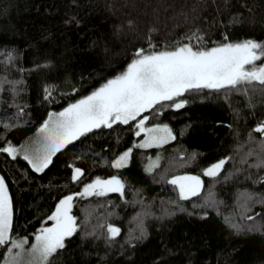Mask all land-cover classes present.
<instances>
[{
	"label": "trees",
	"instance_id": "1",
	"mask_svg": "<svg viewBox=\"0 0 264 264\" xmlns=\"http://www.w3.org/2000/svg\"><path fill=\"white\" fill-rule=\"evenodd\" d=\"M246 3L251 11L242 6V0H0V48L18 49L20 66L25 69L45 58L52 61L49 66L24 74L25 91L20 96L27 105L28 122L7 131L0 125V148L5 136L19 144L33 134L48 107L58 110L120 71L134 47L151 44L158 50L173 46L193 29L205 34L206 46H212L211 41H221L225 32L232 40L247 36L264 40V0ZM68 13L78 15L83 24L65 27L62 20ZM234 13L237 19H233ZM129 20L131 24L127 23ZM115 25L123 27L116 30ZM93 39L95 46L89 47ZM256 63H264V58H258ZM15 78L16 73L8 77ZM45 81L59 85L52 104L42 100ZM69 87L78 91L71 93ZM0 98V117L6 115L5 108L15 111L7 85L0 91ZM182 98L188 103L180 109L165 107L158 113L145 112L149 115L146 124L167 123L173 130L174 139L162 145H133L137 137L132 122H116L110 128L93 129L70 142L54 154L53 161L40 173L31 169L23 157L0 151V175L6 179L14 205L13 235L31 238L41 224L51 222V212L60 196L79 191L94 176L116 174L126 181L123 197L110 192L74 198L71 212L81 227L66 238L65 249L52 258V264H155L157 256L164 264H264V234L247 228L234 232L225 221L229 213L241 220L238 213L243 209L238 207L237 196L241 190L264 195V181L254 183L255 177L246 180L243 174L224 181L229 170L241 166L240 156L249 147L259 150L255 142L238 151L233 146L246 141L249 129L264 120V96L257 85L248 94L235 89L219 93L199 89ZM259 135L253 129L257 141ZM142 137L143 134L138 139ZM130 146L133 153L129 163L119 170L111 167L114 154ZM192 153H196L195 157ZM230 153H235V160L225 162L219 180L203 174L208 163ZM150 157L155 164L154 174L144 170ZM72 165L84 169L79 184L70 180ZM165 170L167 175H200L203 194L169 206V211L175 208L174 213L161 216L164 206L178 199L174 186L161 178L160 173ZM259 171L251 169L253 173ZM136 189H141L139 195L148 204L136 199ZM214 195L222 203L218 208L207 209L211 218L190 215L201 210L206 197L211 199ZM259 198L258 195L257 201ZM262 209L264 205L259 202L250 204L244 222L264 220L260 216ZM253 211L256 216L247 221ZM138 218L144 219L147 237L137 245L125 244L122 248L125 238L135 233ZM102 220L105 226L114 223L121 229L112 244H106L102 237L82 235L100 226ZM165 245L170 249L168 255H163Z\"/></svg>",
	"mask_w": 264,
	"mask_h": 264
},
{
	"label": "snow or ice",
	"instance_id": "2",
	"mask_svg": "<svg viewBox=\"0 0 264 264\" xmlns=\"http://www.w3.org/2000/svg\"><path fill=\"white\" fill-rule=\"evenodd\" d=\"M227 3V0H225ZM242 6L249 11L246 0H242ZM237 19V14H233ZM131 24L132 21H128ZM65 27L82 25L83 20L76 14L68 13L62 20ZM120 30L122 25H115ZM151 31V30H150ZM204 33L193 29L188 35L181 36L173 46L161 47L155 50L154 45L149 44L146 48L134 47L131 58L120 71L103 79L98 86L92 88L84 95L69 100L62 107L56 110L55 107H48L46 115L35 126V132L25 137L19 144L13 143L5 136L3 140V151L11 157H23L27 164L36 173L43 172L53 161V156L58 151L76 141L83 134L90 133L93 129L111 127L116 122L129 124L132 122V131L137 137L132 141L133 145L138 144L142 148L149 145H162L169 139H174L173 130L167 123L146 124L149 115L146 110L161 112L165 107L180 109L188 101L182 96L188 92L199 89H208L217 93L226 89H235L245 94L250 89L257 87L264 96V63H256L258 58H264V40H258L251 36L242 39L232 40L227 32L223 33L219 42L211 41L212 46H206ZM188 42H184V40ZM96 41L93 39L89 47H94ZM20 52L12 47L0 48V91L8 86L10 92V103L15 111L5 108L6 113L0 117V125L7 131L28 122L25 112L27 105L20 94L25 91L23 76L26 72L40 70L43 66L52 64L51 60L42 59L40 64L33 63L27 69L20 66ZM17 74V78L9 80L8 77ZM59 85L55 82L45 81L42 85V100L52 104L54 93ZM76 87H69V92L76 93ZM61 98L62 94H61ZM225 99H228L225 96ZM2 100V98H0ZM251 103V99L249 100ZM15 121V123H13ZM231 127V125H229ZM253 129L258 132L259 139L253 136ZM249 129L248 139L234 144V150L238 151L245 144L255 142L259 150L254 151L249 147L240 156V167H233L228 175L224 176L225 183L230 178H236L243 174L245 179H255L254 183L264 181V120L254 124ZM143 134V139H138ZM107 147V145H105ZM133 153V147L124 148L111 159V167L119 170L129 163ZM185 156L184 152L180 153ZM196 153H192L195 157ZM250 157H255L250 159ZM79 159V157H77ZM235 160V153L221 156L203 167L202 172L213 180H219L223 175L222 170L225 162ZM106 162V161H105ZM158 162V161H157ZM255 167L259 172L253 173ZM155 164L152 158L144 166L147 173H153ZM84 169L72 165L70 180L80 183ZM162 179L170 182L177 191L178 199L171 200L164 210L163 215H172L175 208L168 210L169 206L182 204L187 198L202 193V180L200 175H193L184 172L177 175H167V170L160 173ZM126 181L120 175H100L92 177L84 182L79 191L68 192L60 196L51 212V223L41 224L33 236L13 235L14 205L9 193V187L3 175H0V252L3 259L0 264H52V258L63 251L66 247V238L71 237L81 225L77 217L71 212L74 198L90 197L93 195L103 196L106 193L116 192L124 196ZM136 199L142 204H148L143 196L139 195L141 189L135 190ZM259 200L257 201V196ZM238 207L243 210L238 214L241 220H236L233 213L225 218L226 223L234 232H240L247 228L249 231H259L264 234V220L257 223H245L244 213L252 203L259 202L264 205V195L247 190H241L237 196ZM133 200L132 203H135ZM221 200L205 198L201 202V210L190 215H198L201 219L211 218L207 209L219 207ZM194 207H197L194 205ZM252 216L247 217L251 221ZM260 216L264 217V209ZM49 219V217H45ZM121 229L114 223H106L102 220L101 225L93 227L91 232H84V236L102 237L106 244L114 243L118 238ZM148 235L147 226L143 218H138V227L135 233L130 234L122 242L123 245H137ZM130 250V249H129ZM170 254L167 245L163 248V255ZM155 264H164L163 259L157 256Z\"/></svg>",
	"mask_w": 264,
	"mask_h": 264
},
{
	"label": "rangeland",
	"instance_id": "3",
	"mask_svg": "<svg viewBox=\"0 0 264 264\" xmlns=\"http://www.w3.org/2000/svg\"><path fill=\"white\" fill-rule=\"evenodd\" d=\"M142 139H143V137H142ZM167 141H168V140H167ZM167 141H166V142H167ZM166 142H165V143H166ZM149 146H156V145H155V144H152V145H149ZM193 175H194V174H193ZM51 222H52V221H51ZM51 222H50V223H51ZM47 224H48V223H47Z\"/></svg>",
	"mask_w": 264,
	"mask_h": 264
}]
</instances>
